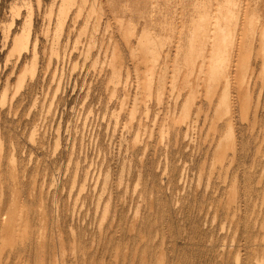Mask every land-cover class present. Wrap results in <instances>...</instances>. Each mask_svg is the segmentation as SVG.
Here are the masks:
<instances>
[{
  "label": "rangeland",
  "instance_id": "374dc122",
  "mask_svg": "<svg viewBox=\"0 0 264 264\" xmlns=\"http://www.w3.org/2000/svg\"><path fill=\"white\" fill-rule=\"evenodd\" d=\"M72 1L0 0V220L6 216L4 213H11L15 222L10 228L15 232L22 227L24 216L29 223L27 236L24 234L21 241L17 237L12 243L11 240L7 241L8 245L2 241L0 233V264H132L134 261V264H264V256L261 255L264 254V50L262 57L255 61V76L251 85L254 90L252 108L248 119L244 120L234 86L228 87L224 96L226 99L232 98L234 102L231 114L227 115L225 103H221V95L218 96L219 93L223 94V88L217 91V96L209 105L203 88L194 89L196 80L190 74L196 71L192 73L196 78L199 67L188 65L186 71V66L185 69L183 67L185 56H188L184 51L185 46L180 45L184 47L177 51L180 53L173 50L174 43L179 39L177 29L182 30L180 39L187 37L180 40L181 43L182 40L186 41L183 44L187 46L194 19L195 33L198 31L201 34L203 30L196 27H204L203 22L200 23L201 18L204 20L203 14L225 17L222 9L226 10L227 4L224 0L209 3L205 2L207 0H167L166 5L164 2L161 4L167 8V12H162L160 16L162 19L158 13L161 6L158 11L150 10L148 0L146 3L145 0L139 3L138 0ZM219 1L222 4H218ZM197 2L202 8L197 6L194 11L192 8ZM201 2L206 5L203 3V6ZM258 2L260 19L257 18L264 28V0ZM100 3L102 5H98ZM173 4L177 5L174 7ZM182 4L186 14L183 9L180 13ZM207 5L211 7L210 10H207ZM122 6H128L127 11ZM171 6L173 9L178 7L175 15ZM191 9L193 16L187 13L192 12ZM216 9L219 13H216ZM199 14L203 16L200 19ZM100 16L102 18L98 20ZM149 18L153 19L150 21ZM105 19L111 30L109 27L106 29ZM119 20L122 26L117 22ZM180 20L185 21V25ZM228 20L223 18L220 28L224 25L222 33L230 32L231 35L235 29L231 21L234 19ZM158 22L166 24L162 23L164 27H161ZM186 22L191 24V28L186 26ZM145 23H150L152 35L156 36L153 40L157 50L162 54L165 50V53L169 52L168 65H164L160 58L158 63H162V66L157 67L160 74L168 71L164 75L169 80L164 75L165 80L158 73L154 75L156 79L159 77L158 83L164 81V86L160 83L149 85L151 81L147 79L152 78L149 75L152 67L148 59L151 57L135 45L137 29ZM170 24L176 26L175 36V27L173 29ZM129 26V32L124 31V34L123 29ZM133 27L136 29L133 30ZM130 30H133L131 35ZM164 30L173 33H165ZM185 31L190 34L189 37ZM133 32L136 34L133 35ZM122 35L132 38L126 39ZM14 36L19 38L16 44L13 43ZM25 36L29 38L25 39ZM169 36L174 43L169 41ZM163 39L168 40L165 43ZM32 42L35 43V50ZM125 42H129L128 45ZM168 44L172 45L169 50ZM165 45H168L167 48ZM136 56L140 57L137 59ZM118 58L121 59V67L117 65ZM193 60L198 64L204 58L199 54ZM173 61L178 64L175 65L177 68L174 67L177 72L172 69ZM181 62L183 65H180ZM112 66H116L114 71ZM184 74L187 78L191 77L187 80ZM118 75L121 78L117 82L115 76ZM146 80L147 83L144 82ZM180 82L182 86L179 87ZM141 83H144V87ZM185 83L190 84L192 89ZM146 86L151 87V93L144 94L143 91L150 90ZM162 87H165L164 92ZM183 88L186 90L183 91ZM159 93L163 97L161 101ZM149 94L151 100L147 97ZM175 94H179V97ZM188 94L195 103L190 102ZM186 98L189 106L185 104ZM133 99L139 103H134ZM173 99H176V105ZM191 104L194 107H190ZM255 104L258 109L254 121L252 111ZM121 106H127V109H121ZM182 107L187 108L189 116L186 109L185 114H181ZM129 111H132L131 115ZM183 115H187L188 120H184ZM177 118L179 125L174 121ZM229 120L233 122L232 130L228 125ZM166 125H169L168 128ZM232 131L237 143L234 153L227 148ZM135 141L141 145H136ZM215 144L219 145V149ZM217 151L224 155L222 159L216 157ZM82 187L84 190L81 191ZM2 225L0 222V230ZM31 238L34 241H29Z\"/></svg>",
  "mask_w": 264,
  "mask_h": 264
},
{
  "label": "bare ground",
  "instance_id": "6f19581e",
  "mask_svg": "<svg viewBox=\"0 0 264 264\" xmlns=\"http://www.w3.org/2000/svg\"><path fill=\"white\" fill-rule=\"evenodd\" d=\"M68 1V0H67ZM72 1V0H71ZM75 1V0H74ZM84 1V0H83ZM103 1V0H102ZM132 1V0H131ZM135 1V0H134ZM133 1V2H134ZM139 1L140 0H138V2L137 3H139ZM150 1V2H149ZM165 1H167V0H148V2L151 4V5H149L150 7H152V8H150V7H148V9H152L153 11H158L159 9H160V6H161V10H159L158 11V13H159V17L160 16H162V12L164 13V11H166L167 12V8H165L164 6L166 5L165 4ZM174 1V0H173ZM185 1H187V0H185ZM204 1V0H203ZM212 0H207V1H205V2H211ZM218 1V0H217ZM217 1H214V2H216L215 4H217ZM259 0H224V2L227 4V7L225 8L226 10H224V9H222V12H225V17H222L220 14H213L211 17L209 16V15H207L206 13L205 14H203V16H202V14L200 15V17H199V19L201 18V17H203V19L205 20H202V18H201V21H200V23L201 22H203L202 24H204V27H202V25H200V23H199V25L201 26H197L196 28L198 29V27H199V29L201 28L203 31H200V33L201 34H199V32L197 31V29H196V33H195V28H193V25H194V23H195V19H194V22L193 23H191V24H193V25H191L190 23H187L186 22V26L188 25L189 26V24L192 26V29H193V31L191 32L192 33V35L190 36V34L187 32L189 29H185V30H187V31H185L186 33H187V36L190 38V42H189V45H187L188 47H189V49L188 50H186V48H187V46L186 45H184L185 44V42L186 41H184V40H182L183 41V43H181L180 42V40L183 38H181L180 39V37H181V33H182V30L179 28V29H177V32H176V26H174L175 27V31H174V36H175V32L177 33V35H178V40H177V43L175 44L173 41H172V39L170 38V36H169V41H172V43H174V45H173V48H175V49H173L176 53H180V52H177L178 50H180V48H183L184 49V47L183 46H185V49H184V51H186V53H188L187 55L189 56H191L192 58H189L188 56H185V64H187V65H183V62H181L182 64H180V65H183V67H184V69H185V66H186V71H187V67H188V65H189V67H191L192 66V68L195 66V65H197L196 67L198 68L199 67V72L198 73H195V76H196V74H197V76H196V78H194V75L192 74V73H194V72H196V71H194V72H190V74H191V76H193V79H195L196 81V84H194L195 86V88L194 89H200L201 90V88H203V90L205 91H203V93H205V97H207V98H209L208 100V104L209 105H211V103H212V99L215 97V96H217V91H219V90H221V88H223V94H220L219 93V95L218 96H220V102L221 103H225L224 105H225V107L227 108V115H229V114H231V111H232V107H233V105H234V102L232 101L233 99L232 98H224V96L226 95V89H228V87H233L234 86V88H236V91H237V95H236V97H237V99H238V104H239V106H240V109H241V114H242V117H243V119L244 120H247L248 119V113H249V110L252 108V98H253V89L251 88V85H252V81H253V77L255 76V69H254V65H255V61H256V59H260L262 56H261V52L264 50V28H263V25H262V23H259V20H258V13H257V8H258V4H259V2H258ZM106 2V1H105ZM107 2H108V0H107ZM106 2V3H107ZM127 2H128V0H127ZM133 2L131 3L132 5H134L135 4V2H134V4H133ZM147 2V0H145V3ZM162 2H164L163 4H165L164 6H162L161 4H162ZM175 2V1H174ZM178 2V1H177ZM196 2V1H195ZM194 2V3H195ZM199 2H200V0H199ZM199 2H197L198 4H199ZM222 2V1H221ZM72 3H73V1H72ZM71 3V4H72ZM94 3V2H93ZM97 3V2H96ZM129 3H130V1H129ZM193 3V2H192ZM204 3V2H203ZM202 2H201V4L204 6V4H203ZM207 3V4H208ZM220 3V1L218 2V4ZM224 3V4H225ZM104 4V3H103ZM198 4H195V6H193L194 8H192V9H194V11H196V7L198 6H201L200 4L198 5ZM220 4H222V3H220ZM224 4H223V6H224ZM225 4V5H226ZM67 5H69L70 7H71V5L68 3ZM75 5V4H74ZM73 4H72V6H74ZM87 5V4H86ZM98 5H102V3H100V4H98ZM121 5H124V4H120V6ZM147 5V4H146ZM174 5V7L177 5V4H173ZM191 5V4H190ZM206 5V4H205ZM209 5H211V3L209 4ZM209 5H207L208 7V9L207 10H210V6ZM83 6V5H82ZM92 6V5H91ZM129 6L130 7H132L130 4H129ZM168 6V5H167ZM166 6V7H167ZM179 6V5H178ZM183 4L182 5H180V13H181V9H183ZM185 6V5H184ZM192 6V5H191ZM214 6V5H213ZM219 6V5H218ZM217 6V7H218ZM66 7V6H65ZM65 7L63 8V9H65ZM84 7H85V5H84ZM93 8H94V4H93V6H92ZM97 7V6H96ZM126 7H128V6H126ZM123 8V6H122V8L123 9H126L125 11H127V8ZM136 7V6H135ZM142 7V6H141ZM172 7V6H171ZM210 7V8H209ZM216 7V8H217ZM60 8H62V7H60ZM69 8V7H68ZM92 8V9H93ZM134 8V7H133ZM139 8V7H138ZM159 8V9H158ZM170 8V7H169ZM176 8H178V7H176ZM176 8H174L173 9V7H172V12H174V11H176ZM201 8H202V6H201ZM213 8V7H212ZM215 8V7H214ZM221 8V7H220ZM220 8H218V10H219V12L221 11L220 10ZM62 9V10H63ZM100 10L102 9V7L101 8H99ZM135 9V8H134ZM147 9V10H148ZM154 9H156V10H154ZM192 9H191V11H192ZM204 9V8H203ZM62 10H59V11H61V13H62ZM97 10H98V8H97ZM129 10V9H128ZM132 9H130V11H131ZM187 10V9H186ZM205 10V12H207V13H209V11H207L206 10V8L204 9ZM217 10V9H216ZM216 10H213V11H216ZM218 10L216 11V13H219L218 12ZM103 11V10H102ZM109 11V10H108ZM124 11V10H123ZM133 11V10H132ZM149 11V10H148ZM148 11H147V13H148ZM185 10L183 9V12H184ZM188 11V10H187ZM197 11H198V9H197ZM200 11H202V9H200ZM64 13H65V11H63ZM68 12V11H67ZM182 12V13H183ZM199 12V11H198ZM197 12V13H198ZM222 12H221V14H222ZM79 13H80V11H79ZM82 13V12H81ZM97 13H98V11H97ZM102 13V12H101ZM112 13V12H111ZM123 13V12H122ZM125 13V12H124ZM130 13H132V12H130ZM135 13V12H134ZM142 13V12H141ZM150 14H152L151 13V11L149 12ZM148 13V14H149ZM175 13L176 12H174V15H175ZM180 13H178V14H180ZM188 14H190V15H192L193 16V11L192 12H187ZM193 13V14H192ZM202 13V12H201ZM90 14V13H89ZM88 14V16L90 17L91 15H89ZM116 14V13H115ZM137 14V13H136ZM185 14H186V11H185ZM82 15V14H81ZM97 15H100V14H97ZM123 15V14H122ZM158 15V14H157ZM165 15V14H164ZM163 15V16H164ZM177 15V14H176ZM190 15H188V18L190 19ZM198 15V16H199ZM103 16V15H102ZM114 16V15H113ZM150 16V15H149ZM155 16H156V12H155ZM154 16V18H156ZM173 16V15H172ZM180 16H181V14H180ZM183 16H184V13H183ZM183 16H181L182 17V19H183ZM186 16V15H185ZM191 16V17H192ZM194 16H197V15H194ZM88 17V18H89ZM151 17V16H150ZM153 17V16H152ZM165 17V16H164ZM174 17V16H173ZM173 17H170V18H173ZM181 17H180V19H181ZM228 17V18H227ZM258 17V18H257ZM100 18H102L101 16L99 17V19L98 20H100ZM107 18V17H106ZM119 18H122V16L120 17L119 16ZM124 19H125V17H123ZM129 18V17H128ZM128 18H126V20H130V19H128ZM161 18V17H160ZM159 18V19H160ZM165 18H167V14H166V17ZM178 17H176V19H177ZM186 18V17H185ZM184 18V19H185ZM195 18H197V17H195ZM223 18L224 19H234V20H231V21H233L234 23H233V26L235 27V29H234V31H231V30H233L232 28H231V35H229L230 34V32H229V34L228 33H225L224 34V32L222 33V31L221 30H223V28H224V25H223V28H220V27H222L221 26V20H223ZM116 19H117V17H116ZM123 19V20H124ZM150 19V18H149ZM153 19V18H152ZM152 19H150V21L152 20ZM157 19V18H156ZM158 19V20H159ZM162 19V18H161ZM260 19V18H259ZM98 20H97V22H98ZM106 20V19H105ZM108 20H110V19H108ZM115 20V19H114ZM113 20V21H114ZM123 20H122V22H123ZM148 20V19H147ZM155 20V19H154ZM157 20V21H158ZM165 21H166V19H164ZM168 20V19H167ZM193 20V17L191 18V21ZM197 20V19H196ZM211 20V21H210ZM228 20V21H229ZM116 21V20H115ZM114 21V22H115ZM121 20H119V21H117L118 23L120 22ZM135 21V20H134ZM159 21H161V20H159ZM177 21V20H176ZM179 21V20H178ZM177 21V22H178ZM183 21V20H182ZM182 21L180 20V22L182 23ZM190 21V22H191ZM198 21V20H197ZM197 21H196V25H197ZM227 21V22H228ZM230 21V22H231ZM96 22V23H97ZM116 22V24H118ZM128 22V24L129 25H131L130 24V21H127ZM153 22V21H152ZM172 22V21H171ZM179 22V23H180ZM184 22V25H185V21H183ZM189 22V21H188ZM212 22H214V24L212 25L211 23ZM99 23V22H98ZM121 23V22H120ZM131 23H133L132 21H131ZM156 23V22H155ZM158 23H161V22H158ZM157 23V24H158ZM162 23H165L166 24V22H162ZM162 23H161V27H164V24L162 25ZM170 23V22H169ZM169 23H167V25H168V27H169ZM210 23V24H209ZM226 23V20L224 21V24ZM133 24H135V23H133ZM133 24H132V26H133ZM230 24V23H229ZM234 24H236V25H234ZM118 25H120V24H118ZM127 25V24H126ZM125 25V26H126ZM138 25V24H137ZM171 25V24H170ZM173 25V24H172ZM171 25V27H173ZM175 25H177L176 24V22H175ZM181 25V24H180ZM183 25V24H182ZM195 25V26H196ZM227 25H228V23H226V26H225V28H227ZM31 26V25H30ZM101 26V25H100ZM121 26H122V23H121ZM125 26H123V27H125ZM135 26V25H134ZM166 26V25H165ZM178 26V25H177ZM187 26V27H188ZM230 26H232V25H230ZM105 27H106V29L109 27V23H108V21L106 20V24H105ZM115 27V26H114ZM160 27V28H161ZM174 27H173V29H174ZM185 27V26H184ZM186 27V28H187ZM190 27V26H189ZM96 28V27H95ZM97 28H98V25H97ZM100 28V27H99ZM118 28V27H117ZM127 28H131L130 26L129 27H126V30L125 29H123V33H124V31H126V32H129V30L127 31ZM191 28V27H190ZM105 29V28H104ZM106 29H105V33H106ZM109 29H110V27H109ZM119 29V28H118ZM133 30L134 29H136L135 27H133L132 28ZM162 29H166V27L165 28H162ZM162 29H161V31H162ZM171 29V28H170ZM173 29H172V31H173ZM183 29V28H182ZM229 29H230V27L228 28V31H229ZM111 30V29H110ZM120 30V29H119ZM132 30V31H133ZM139 32V34L137 33V31H136V33L135 32H133V35H135L136 34V40L135 41H137L136 43H139V44H136L135 43V45H138V47H140V50H141V48H142V50L143 51H145V55H150L149 57H151V58H149L148 59V61H150L151 60V62H149L150 64H151V67H152V69H149L150 71H152L151 72V74H149L150 75V77H152V78H148L147 79V77H146V79L147 80H149V82H150V86H152L153 84H159L160 82H161V80H160V82L158 83V81H157V79H159V77H157V79L156 78H154V75L156 74V73H158L159 75H162V77H160V78H164L163 77V75L164 74H166L165 73V70L162 72V70H161V73H163V74H160L159 72H160V70L159 69H157V67L159 66V65H161L162 63H164V65H168V63H169V61H167V59L168 58H170L169 57V52H166L165 53V51H164V53L162 54V53H160L158 50H157V44L155 43V37L156 36H154V35H152L153 33H152V29H151V27H150V23H149V25H147L146 23L145 24H143L142 25V27H140L139 29H137ZM184 30V29H183ZM226 30V32H227V29H225ZM27 31V30H26ZM108 31V30H107ZM132 31L130 30V35L132 34ZM156 31V30H155ZM165 31V30H164ZM169 31H171V30H169ZM169 31H165V33L167 32H169ZM224 31V30H223ZM104 32V31H103ZM102 32V33H103ZM122 32H121V34H122ZM170 33V32H169ZM173 33V32H172ZM172 33H170V34H172ZM186 33H183L182 35H185ZM199 34V36H197L198 34ZM17 34V33H16ZM15 34V35H16ZM26 34V33H25ZM30 33L28 32V35H29ZM125 34V33H124ZM226 34H228L229 36H226ZM258 34H259V36H258ZM111 35V34H110ZM127 35H128V33H127ZM138 35V36H137ZM166 35V34H165ZM22 36H23V34H22ZM126 35H122L121 37H125ZM163 36V35H162ZM20 37V36H19ZM127 37V36H126ZM125 37V38H126ZM135 37V36H134ZM166 37H168V36H166ZM165 37V38H166ZM173 37V36H172ZM185 38H183V39H186L187 37L186 36H184ZM25 39L26 38H29V36H25L24 37ZM36 38H37V36H36ZM124 38V39H125ZM129 38H132L131 36L129 37ZM128 37L126 38V39H129ZM146 38V39H145ZM161 37H159V39H160ZM164 38V37H163ZM164 38V39H165ZM20 39L22 40L23 38L22 37H20ZM144 39H145V41H144ZM154 39V40H153ZM163 39V42L165 41V43L167 42V40H164ZM174 39V38H173ZM18 40H19V38L17 37V36H14L13 37V43H17L18 42ZM92 40V39H91ZM106 40H108V39H106ZM156 40H158V39H156ZM188 40V39H187ZM196 40V42H194ZM109 41V40H108ZM111 41V40H110ZM113 41V40H112ZM126 41H129V40H126ZM133 41V40H132ZM144 41V42H143ZM160 41V40H159ZM161 41H162V39H161ZM168 41V42H169ZM26 42V41H25ZM27 42H28V39H27ZM37 41H35V43H36ZM157 42V41H156ZM162 42V43H163ZM12 43V45H14ZM20 43V42H19ZM34 42H32V44H33ZM34 43V44H35ZM102 43V42H101ZM114 43V42H113ZM126 43V42H125ZM129 43V42H128ZM128 43H126L127 45H128ZM170 43V42H169ZM187 43V42H186ZM196 45H195V44ZM34 44H33V46H34ZM57 43L55 42V44L54 45H56ZM183 45V46H180V45ZM19 45V44H18ZM28 45V44H27ZM164 45V44H163ZM162 44L160 45V43H159V46H161L162 48L164 47ZM169 45V46H168ZM168 45H165V47L166 46H168V48H167V50H169V48H170V46H172V45H170V44H168ZM15 46H17V45H15ZM26 46V45H25ZM58 46V45H57ZM106 46V45H105ZM114 46V45H113ZM132 46V45H131ZM130 45H129V47H131ZM27 47V46H26ZM114 47H116V44H115V46ZM128 47V46H127ZM138 47H135V48H138ZM161 47H159V48H161ZM107 48V47H106ZM161 48V49H162ZM13 49H15V47L13 48ZM33 49L35 50L36 49V47L34 46L33 47ZM99 49H100V47H99ZM108 49V48H107ZM15 50H17V48L15 49ZM27 50V49H26ZM33 50V51H34ZM113 50V49H112ZM126 50V49H125ZM141 50V51H142ZM163 50V49H162ZM100 51V50H99ZM132 50L130 49V52H131ZM133 51H135L134 49H133ZM183 51V50H182ZM181 51V52H182ZM184 51H183V54L184 55H186V53H184ZM136 52L137 53H139L140 51H137L136 50ZM136 52H134L133 54L135 55V53ZM162 52V51H161ZM33 53V52H32ZM34 53H35V51H34ZM33 53V54H34ZM106 53V52H105ZM114 53V52H113ZM142 53V55H144L143 54V52H141ZM174 53V52H173ZM176 53H174V55H176ZM264 53V52H263ZM262 53V54H263ZM36 54V53H35ZM99 54V53H98ZM111 54V56H112V53H110ZM118 54V53H117ZM117 54H115L116 55V57L118 56ZM131 54V53H130ZM133 54H131L132 56H134ZM199 54H202V57L204 58V60L202 61V62H200V63H198V64H196V62H195V60H197V59H195V60H193L195 57L197 58V55H199ZM138 55V54H137ZM184 55H181V56H184ZM35 57H36V55H34ZM99 56V55H98ZM103 56H104V53H103ZM171 56V55H170ZM178 56V55H177ZM34 57V58H35ZM106 57V56H105ZM128 57V56H127ZM131 57V56H130ZM137 57V59H138V57H140V56H136ZM144 57V56H143ZM147 57V56H146ZM175 57V56H174ZM180 57V56H179ZM187 57V58H186ZM199 57V56H198ZM37 58V57H36ZM133 57H131V59H132ZM161 58V60H162V63H158V60ZM178 58V57H177ZM182 58V57H181ZM103 59V58H102ZM110 59V58H109ZM113 59H114V57H113ZM113 59H110V60H113ZM144 59H147V58H145L144 57ZM171 59H174V58H171ZM176 59V58H175ZM182 59H184V58H182ZM202 60V59H201ZM34 61V60H33ZM117 65H119L118 67H121L122 66V62H121V59L120 58H118L117 60ZM176 61V60H175ZM175 61H173V64H172V69L173 70H175V72H177L176 71V69H174V67H176L177 68V66H175V65H178V64H174L175 63ZM199 61V59L197 60V62ZM105 62V61H104ZM112 62H115L114 60L112 61ZM136 63H137V61H135ZM140 62V61H139ZM178 63H179V61H177ZM176 62V63H177ZM144 63H146L145 62V60H144ZM149 63H148V65H149ZM171 63H172V61H171ZM170 63V64H171ZM254 63V64H253ZM112 64V63H111ZM110 63H109V65H111ZM115 64V63H114ZM195 64V65H194ZM101 65V64H100ZM139 65H140V63H139ZM180 65L178 66V67H180ZM114 66V65H113ZM113 66L111 67V68H113ZM137 66V65H136ZM146 66H147V64H146ZM162 66V65H161ZM101 67V69H102V65L100 66ZM104 67V66H103ZM116 67V66H115ZM114 67V68H115ZM256 67V66H255ZM108 68V67H107ZM110 68V67H109ZM114 68H113V70L112 71H114ZM146 68V67H145ZM164 68H165V66H164ZM167 68V67H166ZM135 69H137L136 67H135ZM170 70V68H169V70L170 71H173V70ZM196 68H194V70H195ZM119 70V69H118ZM117 70V71H118ZM167 70V69H166ZM178 70V69H177ZM189 70H191V68L189 69ZM100 71V70H99ZM117 71H115V72H117ZM126 71V70H125ZM145 71H148V70H145ZM150 71H148L149 73H150ZM185 71V70H184ZM185 71V72H186ZM192 71V70H191ZM197 71H198V69H197ZM114 72V73H115ZM120 72V71H119ZM119 72H117V74H119ZM174 72V71H173ZM174 72V73H175ZM189 72V71H188ZM113 73V72H112ZM121 73V72H120ZM129 73V72H128ZM133 73H136V72H133ZM182 73H183V71H182ZM116 74V73H115ZM115 74H111L112 76H114ZM126 74H127V71H126ZM138 74V73H137ZM137 74H135V77H137L136 75ZM145 74H147V72H145ZM172 74V73H171ZM181 74V73H180ZM188 75H189V73H187ZM139 75V74H138ZM149 75H146V76H148L149 77ZM152 75V76H151ZM157 75V74H156ZM170 75V74H169ZM185 75L186 74H184L183 76L185 77ZM129 76V75H128ZM165 76V78H167L166 77V75H164ZM173 76V75H172ZM190 76V77H191ZM119 77V78H118ZM125 77L127 78V76L125 75ZM144 77V76H143ZM171 77V76H170ZM189 77V76H188ZM189 77V78H190ZM111 78V77H110ZM115 78L117 79V82L119 81V79L121 78L120 77V75H118V76H115ZM129 78V77H128ZM165 78L163 79V80H165ZM174 78V77H173ZM183 78V77H182ZM181 78V79H182ZM185 78H187V77H185ZM189 78H187V80L189 79ZM212 80H210V79ZM139 79V78H138ZM137 79V80H138ZM154 79H156V82L157 83H155L154 81ZM168 79V78H167ZM171 79H172V77H171ZM181 79H180V81H181ZM192 79V78H191ZM113 80V79H112ZM115 80V79H114ZM129 80V79H128ZM127 80V81H128ZM136 80V79H135ZM147 80L146 81H144V82H146L147 83ZM162 80V82L163 83H160L161 85L162 84H164V81ZM169 80V79H168ZM174 80V79H173ZM183 80V79H182ZM185 80V79H184ZM110 81V80H109ZM143 81V80H142ZM176 81V80H175ZM193 81V80H192ZM116 82V81H115ZM116 82V83H117ZM122 82V81H121ZM136 82H138V81H136ZM141 82V81H140ZM166 82V81H165ZM182 82V81H181ZM181 82H180V85H179V87L180 86H182L181 85ZM210 82H211V85H210ZM112 83V82H111ZM120 83V82H119ZM145 83V84H146ZM171 82H169V84H170ZM126 84H128V83H126ZM136 84H139V83H136ZM141 84H143V87H144V83H141ZM183 84V83H182ZM186 84V83H185ZM190 84H191V82H190ZM189 84V85H190ZM117 85V84H116ZM147 86H149L148 84H146ZM166 85V84H165ZM187 85V84H186ZM185 85V86H186ZM189 85H187L188 86V88H190L189 87ZM107 86V85H106ZM146 86V88H147V90L150 88V90H148V91H143V92H145L144 94H147L148 92H150L151 93V87H147ZM157 86H160V85H157ZM162 86H164V85H162ZM191 86H193V83L191 84ZM254 86V85H253ZM112 87V86H111ZM142 87V88H143ZM156 87V86H155ZM154 87V88H155ZM171 87V86H170ZM169 87V88H170ZM106 88V87H105ZM140 88V87H139ZM141 88V89H142ZM160 89H161V86L159 87ZM187 88V87H186ZM186 88H183V91H184V89L186 90ZM187 88V89H188ZM114 89H116V88H114ZM125 89H126V87H125ZM125 89H124V91H125ZM157 90H158V88H156ZM164 89H165V87L163 88L162 87V92H164ZM178 89H180V88H178ZM190 89H192V88H190ZM190 89H188L189 91H191ZM193 89V90H194ZM113 90V89H112ZM136 90H137V86H136ZM170 90V89H169ZM187 90V91H188ZM114 91V90H113ZM179 91H181V90H179ZM178 91V93H181V92H179ZM141 92V91H140ZM157 92H159V90L157 91ZM162 92H160L161 94H163ZM173 92H174V90L172 91V96H173ZM125 93V92H124ZM159 93V94H160ZM198 93H200V91L198 92ZM112 94V93H111ZM143 94V93H142ZM158 94V93H157ZM161 94H160V96H159V100L161 101V99L163 98L162 96H161ZM189 94H190V92H189ZM189 94L187 95V97H190L189 96ZM128 95V94H127ZM176 95V94H175ZM174 95V96H175ZM193 95V94H192ZM191 95V96H192ZM196 95H198V94H196ZM139 96V95H138ZM138 96H137V99H138ZM177 97H179V94H177L176 95ZM175 96V97H176ZM204 96V95H203ZM144 98H146V95H144L143 96ZM147 97H150V100H151V94H149V96H147ZM157 97H158V95H157ZM162 97V98H161ZM192 97H194V95L192 96ZM110 98H112V95H111V97ZM144 98H143V100H144ZM172 98H174V97H172ZM181 98V97H180ZM199 98V97H198ZM204 98V97H203ZM123 99H124V96H123ZM122 99V104L124 105V100ZM127 99H128V97H127ZM135 99H136V96H135ZM135 99H133V101H134V103H139V101H137V102H135ZM158 99V98H157ZM177 99V98H176ZM176 99H173L174 100V104H175V102L176 101H178V99L176 100ZM188 98H186L185 99V104L187 105V106H189V104H187L186 103V100H187ZM111 100V99H110ZM140 100V99H139ZM176 100V101H175ZM190 102L191 103H195V102H192V100H193V98L191 99V97H190ZM109 101V100H108ZM126 101H128V100H126ZM159 101V102H160ZM188 101V100H187ZM194 101V100H193ZM144 102V101H143ZM157 102H158V100H157ZM169 102V101H168ZM133 103V102H132ZM133 103V104H134ZM147 103V102H146ZM220 103V104H221ZM107 104V103H106ZM160 104H161V102H160ZM159 103H158V106H157V108L159 107V105H160ZM177 104V103H176ZM175 104V105H176ZM254 104V103H253ZM119 105H121V104H119ZM127 105H128V103H127ZM135 105V104H134ZM148 105V104H147ZM256 105V104H255ZM136 106V105H135ZM139 106V105H138ZM144 106V105H143ZM174 106V105H173ZM184 106V105H183ZM187 106H185V107H187ZM191 106H193L192 104L190 105V107ZM238 106V107H239ZM122 107V106H121ZM126 107V109H127V106H123L121 109H123V108H125ZM168 107H169V104H168ZM167 107V108H168ZM189 107V108H190ZM194 107V106H193ZM120 108V107H119ZM132 109H134V107H131ZM145 108H146V106H145ZM175 108V107H174ZM177 108V107H176ZM183 108V107H182ZM188 108V107H187ZM187 108H183V110H181V111H185L186 112V110H187ZM220 108V107H219ZM231 108V109H230ZM131 109V110H132ZM136 109V108H135ZM169 109V108H168ZM184 109H186V110H184ZM221 110L223 109L222 107L220 108ZM225 109V108H224ZM257 109H258V107H257V105H256V107L254 106V108H253V119H254V121H255V119H256V114H257ZM120 110V109H119ZM159 110V109H158ZM238 110H239V108H238ZM133 111V110H132ZM132 111H129V114H130V112H132ZM147 111V110H146ZM166 111V110H165ZM170 111V110H169ZM190 111V110H189ZM215 111H217V109L215 110ZM107 112V111H106ZM136 112L137 111H135L134 113L136 114ZM144 112V111H143ZM183 112H181V114H185V112L183 113ZM122 113V112H121ZM145 113V112H144ZM148 113H149V111H148ZM169 113V112H168ZM222 113V115H223V111L221 112ZM111 114H112V112H111ZM115 114H116V112H115ZM133 114V113H132ZM146 114V113H145ZM145 114H143V115H145ZM160 114V113H159ZM158 114V115H159ZM174 114V113H173ZM186 114L188 115V110H187V112H186ZM117 115H119V114H117ZM131 115V114H130ZM147 115V114H146ZM187 115H183L184 117L185 116H187ZM240 115V114H239ZM134 116V115H133ZM136 116V115H135ZM189 116V115H188ZM207 115H205V117H206ZM233 116V115H232ZM130 117V116H129ZM156 117V116H155ZM179 117H181V116H179ZM178 117V118H179ZM183 117V119L184 120H186L187 119V117H185L184 118ZM231 117V116H230ZM252 117V116H251ZM114 118V117H113ZM157 118V117H156ZM170 118V117H169ZM173 118V117H172ZM171 118V119H172ZM178 118H177V120H174L175 122L177 121H179L178 120ZM105 119V118H104ZM132 119V118H131ZM135 119V118H134ZM167 119V118H166ZM171 119H170V121H171ZM180 119V118H179ZM183 119H181L180 121H182ZM230 119V118H229ZM129 120V119H128ZM133 120V119H132ZM141 120V119H140ZM168 120V119H167ZM188 120V119H187ZM155 121V120H154ZM104 122V121H103ZM110 122V121H109ZM117 122V121H116ZM129 122H130V124H131V120H129ZM133 122V121H132ZM141 122V121H140ZM145 122H147L146 120H145ZM174 122V123H175ZM171 123V122H170ZM231 123H233V122H231V120H229V122H228V125H229V127H230V129L232 130V124ZM104 124V123H103ZM125 124V123H124ZM129 124V125H130ZM155 124V123H154ZM166 124V123H165ZM184 124V123H183ZM183 124H181V125H183ZM126 125V124H125ZM128 125V122H127V126H129ZM139 125H140V123H139ZM178 125H179V122H178ZM121 126H123V125H121ZM155 126V125H154ZM167 126V128H168V126L169 125H166ZM132 127V126H131ZM130 127V128H131ZM140 127V126H139ZM164 127V126H163ZM162 127V128H163ZM108 128V127H107ZM142 128V127H141ZM154 128V127H153ZM145 129V128H144ZM101 130V129H100ZM106 130H108V129H106ZM124 130V129H123ZM143 130V129H142ZM141 130V131H142ZM164 130H165V128H164ZM167 130V129H166ZM151 131L152 130H150V133H151ZM115 132V131H114ZM160 132V131H159ZM163 132V131H162ZM100 133V132H99ZM107 133V132H106ZM113 133V132H112ZM122 133V132H121ZM132 133V132H131ZM137 133V132H136ZM114 134V133H113ZM160 134V133H159ZM166 134H167V132H166ZM107 135V134H106ZM137 136L139 135V134H136ZM144 135V134H143ZM151 135V134H150ZM162 135H163V133H162ZM185 135H186V133H185ZM121 136H122V134H121ZM152 136H153V134H152ZM151 136V137H152ZM160 136V135H159ZM164 136V135H163ZM167 136V135H166ZM127 137H129V135L127 136ZM136 137V136H135ZM143 137V136H142ZM200 137V136H199ZM137 138V137H136ZM164 138V137H163ZM163 138H161L162 140H163ZM236 137L234 136V133H233V131L231 132V135H230V138H229V141H228V146H227V148L229 149V150H231V152L232 153H234L235 151H236V149H237V143H236V139H235ZM152 139H153V137H152ZM138 140V139H137ZM150 140V139H149ZM168 140V139H167ZM195 140V139H194ZM125 141V140H124ZM212 141V140H211ZM217 141V140H216ZM219 141H221V140H219ZM120 142V141H119ZM129 142V141H128ZM136 142V145L138 144V142L137 141H135ZM161 142V141H160ZM159 142V143H160ZM193 142V141H192ZM199 142V141H198ZM116 143V142H115ZM127 143V142H126ZM163 143V142H162ZM195 143V142H194ZM193 143V144H194ZM217 143V142H216ZM111 144V143H110ZM109 144V145H110ZM131 144V143H130ZM133 144V143H132ZM140 145H141V143H139ZM138 144V145H139ZM218 144V143H217ZM217 144H215L216 145V147L217 146H219V145H217ZM220 144V143H219ZM126 145V144H125ZM190 145V144H189ZM1 146V145H0ZM128 146V145H127ZM134 146V145H133ZM164 146V145H163ZM167 146V145H166ZM132 147V146H131ZM168 148V147H167ZM227 148H224V149H227ZM157 149V148H156ZM166 149V148H165ZM217 149H219V147H217ZM223 149V148H222ZM119 150H120V147H119ZM214 150H216V149H214ZM222 151V150H221ZM220 151V152H221ZM128 152V151H127ZM214 152V151H213ZM218 152V151H217ZM220 152H218V154H217V156L216 157H218L219 159H222L223 158V154H220ZM242 154V153H241ZM126 155V154H125ZM231 155V154H230ZM109 157V156H108ZM143 158V157H142ZM230 158H231V156H230ZM233 158H234V156H233ZM232 158V159H233ZM161 159V158H160ZM138 160H140V159H138ZM104 161V160H103ZM113 161V160H112ZM165 163H166V161H165ZM168 163V162H167ZM144 164V163H143ZM129 165V164H128ZM127 165V166H128ZM124 166V165H123ZM101 167H102V165H101ZM185 167V166H184ZM122 168V167H121ZM235 169V168H234ZM106 170V169H105ZM136 170V169H135ZM138 171H140V170H138ZM165 173V172H164ZM128 174H129V172H128ZM175 174V173H174ZM100 175V174H99ZM121 175H122V173H121ZM166 175V174H165ZM140 176V175H139ZM150 177V176H149ZM165 178H166V176H165ZM110 179V178H109ZM137 182H138V180H137ZM140 182V181H139ZM120 183V182H119ZM121 184H123L122 182H121ZM44 185V184H43ZM127 185V184H126ZM84 186V185H83ZM128 186V185H127ZM137 186V185H136ZM106 187H108V185L106 186ZM139 187V186H138ZM137 187V188H138ZM135 188V187H134ZM133 188V189H134ZM140 188V187H139ZM82 189H83V187L81 188V191H82ZM41 190V189H40ZM84 190V189H83ZM166 190V189H165ZM136 191V190H135ZM33 192V191H32ZM56 192V191H55ZM106 192V191H105ZM124 193V192H123ZM32 194V193H31ZM113 194V193H112ZM44 196V195H43ZM140 196V195H139ZM147 196V195H146ZM47 197H48V195H47ZM151 198V197H150ZM170 198V197H169ZM171 199V198H170ZM123 203V202H122ZM177 204V203H176ZM138 205V204H137ZM109 206V205H108ZM140 206V205H139ZM23 207H25V206H23ZM136 207H138V206H136ZM26 208V207H25ZM57 209V208H56ZM107 209V208H106ZM174 209V208H173ZM39 210V209H38ZM136 210H137V208H136ZM135 210V211H136ZM54 211V210H53ZM104 211H105V209H104ZM56 212V211H55ZM138 212H139V210H138ZM4 213V212H3ZM17 213V212H16ZM27 213V212H26ZM6 216L4 217V218H2L1 220H0V222H1V224H3L2 225V228H1V230H0V233H1V239H2V241L4 242V243H6L7 241H9V240H11V243H12V241H14V239H16L17 237H18V240H20L21 241V239L20 238H22L23 236H24V234L27 236V228H28V225H29V223L27 222V218H26V216H24L25 215V212H24V221H23V225H22V227L21 228H18L19 230H16V232L13 230V228H10V225L13 223V222H15V218L14 217H12L11 216V213H9V212H7V213H4ZM22 214V213H21ZM104 214V213H103ZM134 214H135V212H134ZM19 215V214H18ZM17 215V216H18ZM27 215H29V213L27 214ZM36 215V214H35ZM200 215V214H199ZM33 216V215H32ZM19 217V216H18ZM17 217V218H18ZM55 217V216H54ZM111 217V216H110ZM20 218H22V215L20 216ZM20 218H18L19 220H20ZM133 220V219H132ZM135 220V219H134ZM43 223V222H42ZM135 223V222H134ZM28 224V225H27ZM16 225H17V223H16ZM15 225V226H16ZM19 225H21L20 223H19ZM135 225V224H134ZM54 226V225H53ZM134 227V226H133ZM132 227V228H133ZM17 228V227H16ZM42 228V227H41ZM30 230V229H29ZM54 230V229H53ZM133 230V229H132ZM144 231V230H143ZM31 232V231H30ZM29 233V232H28ZM34 233V232H33ZM57 233V232H56ZM29 234H31V233H29ZM40 235V234H39ZM32 237H33V235H31ZM138 236V235H137ZM143 237V236H142ZM141 237V238H142ZM29 238V237H28ZM39 238V237H38ZM55 239V238H54ZM59 239V238H58ZM138 239V238H137ZM22 240H24V238L22 239ZM27 240H29V239H27ZM26 240V241H27ZM19 241V242H20ZM29 241H34V240H32V238H31V240H29ZM179 241V240H178ZM10 242V241H9ZM55 242V241H54ZM139 242V241H138ZM22 243V242H21ZM20 243V244H21ZM24 243H25V241H24ZM6 244H8L9 245V243H6ZM26 244V243H25ZM33 244H34V242H33ZM33 244H30V245H32L31 247H33ZM138 244H140V243H138ZM22 245V244H21ZM143 245V244H142ZM14 246V245H13ZM140 246V245H139ZM208 246V245H207ZM28 247V246H27ZM30 247V246H29ZM138 247V246H137ZM136 247V248H137ZM141 247V246H140ZM140 247H138V248H140ZM25 248H26V246H25ZM240 248V247H239ZM139 250V249H138ZM239 250V249H238ZM220 251V250H219ZM58 252V251H57ZM61 252H63V251H61ZM218 252V251H217ZM221 252H223V251H221ZM1 253V252H0ZM138 254H139V251L137 252ZM263 253H264V251H263ZM64 254V253H63ZM151 254V253H150ZM134 255H135V253H134ZM133 255V256H134ZM140 255V254H139ZM138 255V256H139ZM142 255V254H141ZM222 255V254H221ZM262 256H264V254H261ZM136 256H137V254H136ZM135 257V256H134ZM144 257V256H143ZM143 257H141V258H143ZM240 257V256H239ZM133 258V257H132ZM237 258V257H236ZM135 260V259H134ZM143 260H145L144 258H143ZM147 260V259H146ZM145 260V261H146ZM138 261V260H137ZM148 261V260H147ZM163 261V260H162ZM135 263H136V261H134ZM134 262L132 263V264H134ZM141 262H143V261H141ZM160 262H161V260H160ZM139 263H140V261H139ZM145 263V262H144ZM146 263H148V262H146ZM263 263V262H262ZM143 264V263H142ZM163 264V263H162ZM261 264V263H260Z\"/></svg>",
  "mask_w": 264,
  "mask_h": 264
}]
</instances>
